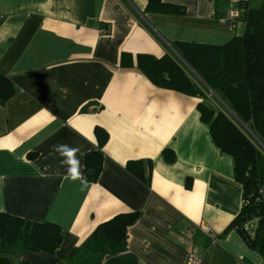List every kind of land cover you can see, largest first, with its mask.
I'll return each instance as SVG.
<instances>
[{"label": "crops", "instance_id": "1", "mask_svg": "<svg viewBox=\"0 0 264 264\" xmlns=\"http://www.w3.org/2000/svg\"><path fill=\"white\" fill-rule=\"evenodd\" d=\"M163 1L184 14L146 12L147 0H0V72L17 88L0 103V212L62 234L53 253L18 247L11 264H188L191 255L197 264H264L235 228L224 233L242 186L200 120L202 100L120 65L124 52L160 57L176 41L224 44L243 31L230 5L261 0ZM96 126L108 139L88 182ZM133 160L151 161L150 186L126 169ZM131 212L139 215L124 240L94 235Z\"/></svg>", "mask_w": 264, "mask_h": 264}, {"label": "trees", "instance_id": "2", "mask_svg": "<svg viewBox=\"0 0 264 264\" xmlns=\"http://www.w3.org/2000/svg\"><path fill=\"white\" fill-rule=\"evenodd\" d=\"M238 6L244 9L236 20L241 22L243 31L226 43L176 41L172 43L173 53L160 57L137 54L134 58L124 52L120 65H135L155 86L202 100L197 104L200 120L209 125L214 146L232 157L235 180L242 186V207L224 233L235 228L247 246L264 257V0L258 6L247 2ZM145 11L182 15L185 8L163 0H147ZM16 91V86L0 72V103ZM209 92L220 97L224 109L215 110L206 102ZM94 135L97 148L85 154L82 169L88 182H96L102 171V148L108 139L107 131L99 126L94 128ZM162 154L167 162L175 158L171 149H164ZM126 169L150 186V160L128 161ZM186 186H190L189 180ZM138 215H115L98 225L94 235L122 241ZM250 222L251 228L247 226ZM61 241L60 227L54 223L33 222L0 212V264H11L18 247L53 253Z\"/></svg>", "mask_w": 264, "mask_h": 264}, {"label": "built area", "instance_id": "3", "mask_svg": "<svg viewBox=\"0 0 264 264\" xmlns=\"http://www.w3.org/2000/svg\"><path fill=\"white\" fill-rule=\"evenodd\" d=\"M244 9L240 6L236 5H230V9H229V17L232 20H239L242 13H243ZM100 31L105 32L106 29L105 28H101ZM247 226H249L250 228L253 227V222H250L249 224H247ZM203 231L212 239H216V235L210 231V229H208L207 227H203L202 228ZM198 263V258L194 255H191L189 257V263L188 264H197Z\"/></svg>", "mask_w": 264, "mask_h": 264}, {"label": "rangeland", "instance_id": "4", "mask_svg": "<svg viewBox=\"0 0 264 264\" xmlns=\"http://www.w3.org/2000/svg\"><path fill=\"white\" fill-rule=\"evenodd\" d=\"M254 6H258V3L255 4ZM206 102H208L209 105L215 110L224 109L222 100L220 99V97H218L214 93H211V92L206 93Z\"/></svg>", "mask_w": 264, "mask_h": 264}]
</instances>
